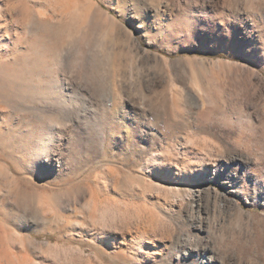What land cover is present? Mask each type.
<instances>
[{"label": "rangeland", "instance_id": "rangeland-1", "mask_svg": "<svg viewBox=\"0 0 264 264\" xmlns=\"http://www.w3.org/2000/svg\"><path fill=\"white\" fill-rule=\"evenodd\" d=\"M111 4L0 0V137L55 133L58 150L0 154V264H200L204 247L264 264V0ZM180 24L195 37L167 38ZM173 89H201L212 124Z\"/></svg>", "mask_w": 264, "mask_h": 264}, {"label": "snow or ice", "instance_id": "snow-or-ice-1", "mask_svg": "<svg viewBox=\"0 0 264 264\" xmlns=\"http://www.w3.org/2000/svg\"><path fill=\"white\" fill-rule=\"evenodd\" d=\"M130 4H131V0H121V6L130 7ZM114 7H117L116 0H112V4L110 5V10L111 8ZM130 17H131V12L129 11L128 19L133 27L139 24H145V27L140 29V32L138 34H142L143 32H147V31H153V32L156 31L154 28L150 26V24L146 23V21L148 20L147 13H145L144 15H142L140 18L137 19H131ZM185 27L187 28L188 26L185 25ZM217 27H218V31H220L221 33L224 32V28L219 27V24ZM227 27L231 28L232 25L228 24ZM0 35H2V33H0ZM222 38L228 39L229 37L224 36ZM262 38H264V29H261L259 33L253 32L252 34L253 42L257 43L258 45L264 44V39ZM69 91H71V89H69ZM119 120H120V116H119V111L117 110V113L114 115L111 122L114 124V126L120 127L121 135L127 133L126 139L128 140L130 146L133 145L135 137L138 135V130L136 126L134 124H131L127 128H124L123 125L119 124ZM55 135H56L55 133H48V135L46 136L43 131L40 133H36L27 130H21L16 136H14L9 141H7V146L4 139L0 137V154H6L7 152L10 151L13 154V158L14 159L19 158V160L25 164V167H27L28 164H33L36 167H40L44 165L46 158H50L53 152L58 151L57 141L54 139ZM160 163H163V161L157 160V165H159ZM149 167L152 168L153 166L150 165ZM245 171H247V169H245ZM105 179H107L106 176ZM217 179L230 181L234 188H243V185L245 183H250L248 177L241 179L239 173H237L235 177L218 173ZM257 187L264 188V183L257 184ZM244 191L248 192L249 198H251L250 188ZM236 199L242 203L243 195L237 196ZM30 227H31L30 225H27L25 222L21 221L19 225V230L25 231ZM106 235L107 234L105 233L97 232L94 234L93 238L106 237ZM196 251H198V249H196L194 252L190 254L193 259H198V257L196 256ZM146 264H150V262H146Z\"/></svg>", "mask_w": 264, "mask_h": 264}, {"label": "bare ground", "instance_id": "bare-ground-1", "mask_svg": "<svg viewBox=\"0 0 264 264\" xmlns=\"http://www.w3.org/2000/svg\"><path fill=\"white\" fill-rule=\"evenodd\" d=\"M244 2V1H243ZM186 24H180L178 26L172 25L169 29V31L167 32V38L169 39H173V34H181L186 38H189L190 36L195 37V32L190 29V27L188 26L187 28L185 27ZM225 63V62H224ZM233 64V63H232ZM234 65V64H233ZM165 68V67H164ZM219 72V71H218ZM257 73V72H256ZM233 74V73H232ZM250 74V73H249ZM218 73L210 70L208 73H204L202 74V77L204 79H208L210 81L215 80V78L217 77ZM236 75V74H235ZM169 76V75H168ZM237 78V77H236ZM168 79V78H167ZM173 79V78H172ZM242 81V80H241ZM222 85V84H221ZM246 86V85H245ZM250 87V86H249ZM230 88V87H229ZM181 89V88H180ZM175 90V91H174ZM172 94L175 98V93H177V95H180V97L182 99H186L187 101H192V105L195 106V108L199 111L198 112V118H199V123L201 124V129L202 126L204 127L205 125H211L212 121L209 118V113L212 111L213 109V105L211 103V101L209 99H207L206 96L203 95L202 90L198 89L197 94H194L191 90H179V89H173L171 90ZM118 96V95H117ZM171 96V95H170ZM167 98V97H166ZM146 99V98H145ZM168 100V99H167ZM189 105V104H188ZM160 110V109H159ZM176 113V112H175ZM165 117V116H164ZM215 122V121H214ZM264 123V122H263ZM167 124V123H166ZM198 125V124H197ZM264 125V124H263ZM214 126V125H213ZM240 131V130H239ZM236 133V132H235ZM242 134V133H241ZM248 136V135H247ZM244 137V136H243ZM262 137V136H261ZM245 138V137H244ZM237 141V139H236ZM244 141V140H243ZM257 141V140H256ZM239 142V141H238ZM260 142V141H259ZM201 144V143H200ZM243 144V143H241ZM261 144V143H260ZM213 145V144H212ZM245 145V144H244ZM191 146V145H190ZM207 146V145H206ZM255 146V145H254ZM204 147V146H203ZM263 147V146H262ZM205 148V147H204ZM249 148V147H248ZM248 151V150H247ZM208 166V165H207ZM208 179H212L210 178V176L207 177ZM226 181V180H225ZM225 184H231L232 183L230 181H226L224 182ZM200 195V194H199ZM216 197V196H215ZM218 198V197H217ZM222 201V200H221ZM220 201V202H221ZM206 202V201H205ZM214 202V201H213ZM225 202V201H224ZM210 204V203H209ZM207 206V205H206ZM218 207V206H217ZM229 207V206H228ZM235 211V210H234ZM216 213V212H215ZM232 215V214H231ZM200 217V216H199ZM214 219V218H213ZM152 220V219H151ZM209 221V220H208ZM218 221V220H217ZM147 224V223H146ZM139 225V224H138ZM199 225V224H198ZM208 225V224H207ZM144 226V225H143ZM138 227V226H137ZM146 229V228H145ZM148 229V228H147ZM199 229H201V227H199ZM208 230V229H207ZM149 231V230H148ZM153 230H151L152 232ZM162 232V231H161ZM167 234V233H166ZM170 234V233H169ZM168 234V235H169ZM171 236V235H170ZM162 238V237H161ZM167 238V237H166ZM202 239V238H201ZM181 240V239H180ZM203 246V245H202ZM193 248V247H192ZM213 248V247H212ZM227 255V254H226ZM227 257V256H226ZM231 257V256H230ZM234 259L231 258H222L217 256V253L214 254L213 251H211L209 248L204 247L202 249V258L200 260V264H230L231 262H233ZM250 262V261H249ZM164 263V262H163ZM235 263V262H234ZM237 264V263H236Z\"/></svg>", "mask_w": 264, "mask_h": 264}]
</instances>
